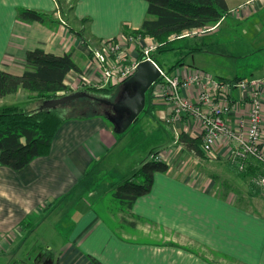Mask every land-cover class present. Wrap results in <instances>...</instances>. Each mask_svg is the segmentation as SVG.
I'll list each match as a JSON object with an SVG mask.
<instances>
[{
    "label": "crops",
    "instance_id": "crops-1",
    "mask_svg": "<svg viewBox=\"0 0 264 264\" xmlns=\"http://www.w3.org/2000/svg\"><path fill=\"white\" fill-rule=\"evenodd\" d=\"M226 1L230 18L221 22L206 38L191 39L200 42V50L195 53L216 56L211 68L219 74L197 66L195 61L190 69L228 79V82L264 79L257 76L258 70L264 69L263 60L254 65L259 61L257 56L253 58L249 73L237 70L240 68L238 58L254 56L264 50V42L256 40L259 35L253 40L246 35L250 24L255 23L250 22L255 16H262L258 17L257 27L264 28V0ZM59 4L58 0H0V70L17 76L33 70L26 60V54L31 50L42 49L57 56L72 52L83 74L70 73L66 80L70 90L76 92L87 86H101L102 77L93 53L112 39L130 52L135 47L124 30H140L144 22L151 19L148 3L144 0H61L64 9H72L70 12L76 22L87 24V37L84 35L88 38L87 43L75 36L79 29L72 27L75 30L72 32L63 25L48 27L18 19V12L25 9L60 17ZM231 30H236L235 41L224 34ZM89 52L92 53L90 56ZM229 58L236 61L234 72L219 65V59ZM187 69L178 67L176 71L180 73ZM196 92L192 89L190 97ZM16 96L28 101L27 111L36 110L39 102L31 99L30 94L20 91ZM7 98L0 99V108L7 107ZM160 109L158 113H169L168 107ZM248 113L249 103H242L231 117L232 125L237 129L241 123H247ZM169 127L173 128L170 136L174 135L177 149H167L159 154L170 170L157 173L152 192L135 203L132 215L141 220L135 222L133 229L118 233L115 231L116 219L108 213L105 199L93 204L78 198L72 216L71 240L59 247L60 264H92L89 256L103 264H264V190L248 180L257 172L242 178L235 171L230 156L233 145L221 142L215 161L226 163L230 170L234 168L240 182L226 179L232 184L227 191L218 182L215 184L202 169L189 166L188 162L184 166L177 162L182 155L195 156L178 144L182 131L195 136L194 127L188 123H175ZM117 136L111 123L103 117L69 120L61 127L49 156L34 160L19 172L0 164V253H16L25 247L22 238L33 229L31 223L26 224L29 218L53 210L73 191L81 196L85 186L88 187L89 174L99 167L101 170L97 175L103 174L106 157L119 145ZM262 149L264 151V123ZM198 158L203 162L204 158ZM110 170L115 180L106 187L107 190H113L115 183L134 174L129 177L124 174L121 179L118 173ZM48 247L53 253V247ZM218 254L224 256L218 257Z\"/></svg>",
    "mask_w": 264,
    "mask_h": 264
},
{
    "label": "trees",
    "instance_id": "trees-1",
    "mask_svg": "<svg viewBox=\"0 0 264 264\" xmlns=\"http://www.w3.org/2000/svg\"><path fill=\"white\" fill-rule=\"evenodd\" d=\"M58 1L60 3L58 11L64 14L65 9L61 4V0ZM144 1L148 3V13L151 19L146 20L140 30L125 29L124 34L135 39L138 37L153 39L157 43V50L151 55V60L167 73H173L178 67L186 66L185 54L192 55L195 51L200 50V47L197 46L198 44L193 48L187 45L184 46L180 53L185 56L167 70L162 68L165 61L163 58L157 57L158 53L173 50V44L182 40L178 36L194 29L201 30L217 26L230 18L231 15L226 0ZM71 10L69 9V11ZM57 17L56 15L51 16L26 9L18 12L20 21L24 23L39 22L48 27H57L60 24ZM71 31L74 32L73 29ZM75 35L82 41L84 40L83 34L75 32ZM112 41L116 40L112 39ZM26 60L28 65L34 68L26 71L21 76L0 70V99L16 95L20 91L30 94V98L38 102L68 95L72 93L66 83L70 73L83 74L72 52L57 56L42 49H35L27 52ZM138 60H146L143 52L141 57L139 54ZM220 80L228 82V79L223 78ZM81 90L89 91L92 95L102 98L113 97L118 92L117 87L114 86H87ZM148 106L151 108V101L148 102L147 98L146 109ZM104 113V108L95 100L89 98L80 99L68 105L43 112L27 111L19 106L2 107L0 108V164L19 172L27 168L34 160L50 155L52 145L65 122L93 117L106 119ZM138 121L139 118L136 122ZM178 144L197 157L207 158L201 150L202 141L200 138H194L182 131L178 138ZM153 155L156 157L159 152L153 153ZM253 160L243 171L239 169L238 163L233 164L235 171H238L241 177L245 179L253 176L256 172L257 175H260L262 172L259 173L258 170L262 169V163L258 159ZM255 169L258 170L255 171ZM169 170L170 167L167 163L153 158L145 161L130 178L119 184L115 183L112 201H108V211L116 219L115 231L119 233L121 230L127 231L135 227V222L141 220L139 217L132 215L135 203L141 197L152 192L157 173H168ZM224 185V188L229 191L231 185L227 182ZM216 256L221 257L224 255L220 256L218 254ZM88 258L92 264H103L92 256Z\"/></svg>",
    "mask_w": 264,
    "mask_h": 264
},
{
    "label": "rangeland",
    "instance_id": "rangeland-1",
    "mask_svg": "<svg viewBox=\"0 0 264 264\" xmlns=\"http://www.w3.org/2000/svg\"><path fill=\"white\" fill-rule=\"evenodd\" d=\"M258 17L262 16L258 15L252 18L250 22L255 23L250 24L248 30L246 31V35L251 40L259 35L256 40H258L259 42H264V28L260 29L257 27V22H259ZM57 19L60 21L58 27H60V25H63L69 31L72 30V27L79 29L78 32L81 33V35L83 34L85 35V37H87V24L82 25L76 22L72 13L67 10L66 7L64 10V14L61 13L60 17H57ZM224 34L228 35V37H226L227 39H232L233 41H235L236 30H231L229 31V33ZM87 39L84 38L83 41L85 42H83L81 39L80 40L83 43H87ZM191 39L192 38L179 40L173 44V50L158 53L157 57L163 58V60L165 61V65L162 66V68H164V70H167L169 67L175 65L178 60H181L186 55V66H184L185 69L192 68L194 64L193 62L195 61L197 66L206 68L207 70H209V72H212V74H219L211 68L215 64L214 60L216 58V56L214 57L213 54H199L196 52L192 55H187V53L185 55H181L180 52L181 49L184 48V46L187 45L193 48V46L195 47L197 44V46L200 45V42H195V40ZM194 39L201 40L203 39V37H197ZM238 42L241 43L240 40H238ZM136 47L131 49L130 52L128 51V60L131 61V58H138L139 54L141 57L142 48L138 45ZM90 54L92 53L89 52L88 55L90 56ZM95 54L96 52L93 53L94 56ZM256 56L259 57V61L255 62L254 65L258 63L261 64L262 60L264 61V50L254 54V56H248L244 59L242 57L238 58L237 61H239L240 68L237 70H239V73H249L253 67V58ZM208 64H210V67L208 66ZM219 65L226 66V68L231 72L236 71L235 68L237 67L236 61L233 59H219ZM255 70L256 69H254V71ZM257 76H261L264 78V69L261 70L260 68L258 70ZM80 86H82V84H80ZM19 97L20 96L16 95L8 96V98L6 97L7 100L5 106H19L24 109L28 108V106H30L29 104H26V102L28 101H22L21 99H19ZM147 98L148 102L151 101V108L148 106L145 112H143L139 117V121L134 123L125 134L117 136L119 145L106 157L104 161L105 168L103 174L97 175L101 170V167L94 169V171L89 174L90 177L88 176V187L85 186L84 190L81 192V196H79L76 191H73L70 193L71 195L66 199L64 198V200L59 201L58 204L53 207V210H50L49 212H43L41 216H36L35 218H33L34 216H32V218H29L26 224L28 222L32 223L33 229L31 228L32 230L28 231V234L22 238V241L25 242V247L16 253H0V264H23L27 261L35 262L43 255V257L51 256L52 258L50 261H52L53 264H60L58 262V259L61 256L59 247L65 245L71 240L70 235L74 224L72 222V216L75 213V204L77 203L78 198H82L84 201L87 200L93 204H96L102 199H105L106 209L108 211V201H112L113 190L112 188L110 190H107L106 187L108 185H112L111 182L115 180V177L110 169L118 173V175L121 176V179L124 174H129V177L133 173L137 172L139 167H141V165L145 161L152 160L155 155H153V153L159 152L160 154L161 152H166L167 149H177L176 143H174V135L172 134V137L170 136L172 131L171 129L173 128L169 126H171L172 124H166V126V122L162 119L161 116L162 111L158 113V111L161 110L160 108L165 105L163 104V102H160L157 105V103L155 102L156 100L152 98L151 89L147 92ZM206 157L207 158H204L202 162V159H197V157L195 156L188 158V156L182 155V158H178L177 162H179L181 166L187 165L188 162L189 166L202 169L203 171L207 172L209 176H211V179L215 184L216 182H218L223 186L227 182L226 179L233 181V183H240L237 179V176L235 177L234 168L230 170L229 166H226V163L218 164L216 163L217 161L211 162L207 155ZM217 176L219 178H216ZM122 180L119 182H122ZM248 180L255 183L254 178H249ZM228 184H230V182ZM230 185L232 186V184ZM258 189H260L261 191L264 190L260 186H258ZM90 192L92 193L90 194ZM48 246L53 247V253L52 251H49ZM48 252L50 253V255L47 254Z\"/></svg>",
    "mask_w": 264,
    "mask_h": 264
},
{
    "label": "built area",
    "instance_id": "built-area-1",
    "mask_svg": "<svg viewBox=\"0 0 264 264\" xmlns=\"http://www.w3.org/2000/svg\"><path fill=\"white\" fill-rule=\"evenodd\" d=\"M219 25L201 30L194 29L178 38L209 36ZM129 39L134 47L141 46L146 60H151V55L157 50L154 40L141 37ZM128 56L127 49L118 41L107 42L96 52L94 60L102 77L101 87H119L133 76L143 61L138 58H131L130 61ZM160 71L161 78L152 86L151 94L154 100L163 102L165 107L169 108V113L161 112L162 119L168 124L192 125L195 130L194 138L201 139V150L212 161L217 159L216 150L221 142L233 145L230 147L231 159L239 164L242 171L254 161L253 159H258L262 163V173L255 176L254 180L258 186L264 188V79L249 78L226 82L204 71L190 68L180 73H167L162 69ZM192 89L197 91L194 97L189 95ZM246 102L249 103L247 123H241L236 129L232 125L231 117L239 111L242 103ZM154 159L161 161L159 155Z\"/></svg>",
    "mask_w": 264,
    "mask_h": 264
},
{
    "label": "water",
    "instance_id": "water-1",
    "mask_svg": "<svg viewBox=\"0 0 264 264\" xmlns=\"http://www.w3.org/2000/svg\"><path fill=\"white\" fill-rule=\"evenodd\" d=\"M160 78L161 71L158 66L152 60L143 61L133 76L119 86L113 101L98 99L108 106V111L104 115L117 135L125 134L136 123L146 109L147 92ZM84 98L96 99L89 91H76L40 101L35 111L53 110Z\"/></svg>",
    "mask_w": 264,
    "mask_h": 264
},
{
    "label": "flooded vegetation",
    "instance_id": "flooded-vegetation-1",
    "mask_svg": "<svg viewBox=\"0 0 264 264\" xmlns=\"http://www.w3.org/2000/svg\"><path fill=\"white\" fill-rule=\"evenodd\" d=\"M119 87H117V89H118ZM94 96V95H93ZM94 97H96V99H93V100H95V102L96 103H98L102 108H104V111L106 112V111H108V106L105 104V103H102L100 100H98L99 98L100 99H104V98H102V97H98V96H94ZM90 99V98H89ZM107 99H110V100H112L113 101V99H114V96L111 98H107ZM44 256V255H43ZM41 257V258H39V259H37L35 262L34 261H30V262H25V263H23V264H53V262L52 261H50L51 260V256H46V257ZM47 258V259H46Z\"/></svg>",
    "mask_w": 264,
    "mask_h": 264
}]
</instances>
